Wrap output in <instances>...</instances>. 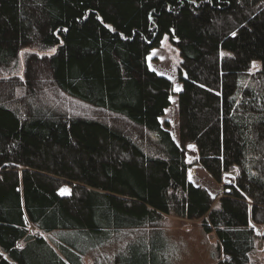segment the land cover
<instances>
[{
  "label": "trees",
  "instance_id": "16d2710c",
  "mask_svg": "<svg viewBox=\"0 0 264 264\" xmlns=\"http://www.w3.org/2000/svg\"><path fill=\"white\" fill-rule=\"evenodd\" d=\"M164 36L177 92L147 63ZM48 89L107 117L46 110ZM173 94L176 141L161 125ZM188 145L215 182L236 172L215 208L188 177ZM163 215L202 219L219 264H250L257 240L264 251V0H0V264H84L113 232ZM53 231L72 232L59 252L40 234ZM159 240L108 264H167Z\"/></svg>",
  "mask_w": 264,
  "mask_h": 264
},
{
  "label": "rangeland",
  "instance_id": "374dc122",
  "mask_svg": "<svg viewBox=\"0 0 264 264\" xmlns=\"http://www.w3.org/2000/svg\"><path fill=\"white\" fill-rule=\"evenodd\" d=\"M53 50L47 51L46 54H52L54 52ZM30 52H36V50L25 49L20 53L18 62L11 71L12 73L22 77L25 54ZM40 54H43V52ZM147 63L152 71L166 77L172 84L173 92H177L176 88L180 87L178 73L181 59L178 50L171 43L168 36H164L159 46L151 50L147 56ZM259 69V64L253 63L250 74L242 80L241 84H248L252 81V77ZM37 102L39 106L46 110H57L70 115L85 117H93L101 114L107 117L103 112H97L96 109L88 104L70 98L53 89H48L39 95ZM170 103V106L165 110L164 116L161 119V125L170 132L172 138L176 141L177 99L175 94L170 97ZM186 162L189 164V179L196 186L205 188L214 200L212 208L217 207L219 200L224 196L225 180H227V177H234L236 172L231 171L224 174L220 183L215 182L196 162L195 147H187ZM63 189H66L63 194L68 193V188ZM154 229L157 230L155 232H158V234H154ZM254 229L259 235L263 231L262 227L256 225H254ZM29 230L31 233L36 232L32 226H29ZM71 233L70 231H53L40 234L59 252L58 241L63 236L70 237ZM153 239H160L159 242L162 246L161 256H164L167 264H219V261L223 258L215 233L205 234L203 232L202 219L188 220L174 215H163L157 228L121 229L113 232L107 241L87 251L82 256V261L84 264H108L113 261L117 254L124 252L129 246L134 244L149 245ZM73 240H75L73 242L76 245L79 244L78 239ZM262 246V242L257 240L256 248L249 257L250 264H264V251Z\"/></svg>",
  "mask_w": 264,
  "mask_h": 264
},
{
  "label": "snow or ice",
  "instance_id": "6c2138e0",
  "mask_svg": "<svg viewBox=\"0 0 264 264\" xmlns=\"http://www.w3.org/2000/svg\"><path fill=\"white\" fill-rule=\"evenodd\" d=\"M192 2L195 3V0H192ZM232 35L235 36L236 33H232ZM53 51H54V50H53ZM253 63H255V62H253ZM179 90H180V88L177 87V88H176V91H179ZM188 147H189V148H192V147H194V146H193V145H189ZM65 191H66V189H62V190H61V194H63Z\"/></svg>",
  "mask_w": 264,
  "mask_h": 264
},
{
  "label": "crops",
  "instance_id": "0c3cea01",
  "mask_svg": "<svg viewBox=\"0 0 264 264\" xmlns=\"http://www.w3.org/2000/svg\"><path fill=\"white\" fill-rule=\"evenodd\" d=\"M211 258V257H210ZM208 261H209V257H208ZM218 261V260H217ZM220 262V261H219ZM209 264V263H208Z\"/></svg>",
  "mask_w": 264,
  "mask_h": 264
}]
</instances>
